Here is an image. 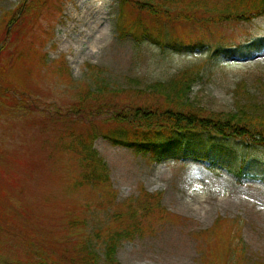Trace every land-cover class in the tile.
Returning <instances> with one entry per match:
<instances>
[{
	"label": "rangeland",
	"instance_id": "obj_1",
	"mask_svg": "<svg viewBox=\"0 0 264 264\" xmlns=\"http://www.w3.org/2000/svg\"><path fill=\"white\" fill-rule=\"evenodd\" d=\"M23 1L0 0V21L8 11L18 13ZM215 1L216 8L212 4L207 7L206 16L234 14L230 0H209ZM192 7L188 9L194 10ZM226 8L229 11H223ZM33 9L36 18L31 19L26 37L40 52L36 58L41 60L43 74L40 80L30 81V87L36 89L33 99L43 113L66 112L88 93L91 84L104 83L110 89L144 88L200 66L201 78L190 93L192 104L201 105L209 115L241 109L261 118L264 115V52L250 61L242 57L226 60L223 55L214 60L208 47L237 45L255 37L259 28L264 31V17L255 23L224 20L206 27L189 22L170 26L167 41L171 44L201 40L208 45L192 53L139 41L136 34L126 31L135 24L130 16H121L118 23L117 0H49ZM8 28L7 39L16 31L12 25ZM18 32L14 35L19 36ZM41 111L36 114L42 115ZM29 118L23 113L0 116V148L5 156L16 157L11 164L0 165V203L8 211L33 210L46 238H68L73 246L79 235L67 223L78 218L83 222L79 225L81 238L96 252L98 264H108L104 231L111 214L124 210L120 203L138 197L144 188L161 194L163 206L179 219L158 226L151 234L123 239L116 253L120 264H196L202 258V247H206L203 240L211 241L214 235L210 230L207 236L202 234L218 217L243 220L246 262L264 264V182L257 177L239 181L226 169L213 171L209 163L192 158L157 163L100 135L93 148L108 166L110 183L117 193L113 201L97 187H79V156L56 143L54 133L42 131L40 123H28ZM69 125L62 120V127ZM80 127L75 126V131L82 133ZM41 229L36 230V237L42 235ZM21 236L2 232L0 252L25 257L28 252ZM67 248L72 250L75 245Z\"/></svg>",
	"mask_w": 264,
	"mask_h": 264
},
{
	"label": "trees",
	"instance_id": "obj_2",
	"mask_svg": "<svg viewBox=\"0 0 264 264\" xmlns=\"http://www.w3.org/2000/svg\"><path fill=\"white\" fill-rule=\"evenodd\" d=\"M48 1L24 0L18 13L8 11L0 21V116L23 113L30 116L28 123H40L42 131H52L56 143L79 156L81 172L76 182L79 187H97L104 190L109 199H116L117 193L110 183L108 166L93 148L94 139L100 135L114 145L127 147L157 163L192 158L209 163L208 168L213 171L226 169L235 174L239 181L257 177L264 182V115L262 118L254 116L244 109L241 112L209 115L201 105L192 104L189 101L190 93L201 78L200 66L183 70L165 82L155 81L144 88L121 89L113 86L110 89L104 83L91 84L87 86L88 93L83 94L81 100L73 103L66 112L45 110L46 113H43L38 102L33 99L36 89L30 87V81L42 78V69L39 68L41 60L36 58L40 52L26 34L30 30L31 19L36 18L34 5L43 7ZM117 1L118 23L123 15L130 16L135 22L126 31L136 34L139 41L148 40L182 52L194 53L197 49L204 50L208 45L201 40L185 44L174 41L171 44L167 41L170 26L189 22L206 27L224 20L255 23L253 21L264 17V0H224L225 3L229 1L228 4L234 8V14L216 13L212 16H206V9L211 4L216 8V1ZM189 5L194 10L188 9ZM237 9L242 10L236 13ZM223 11L229 10L226 8ZM148 24L153 25L152 28ZM11 25L16 31H12L7 39L5 34ZM258 30L260 32L255 37L237 45L208 46L211 49L209 57L216 60L223 55L226 60L242 57L249 61L256 58L264 52V31L262 28ZM18 31L21 32L19 36L16 35ZM38 111L43 114H36ZM64 119L69 122V128L62 127ZM80 125L82 133L74 128ZM15 159L11 154L5 156L0 148V165ZM139 192L138 197L120 203L126 210L121 208L122 211L111 214L108 228L104 231L108 264H120L116 253L123 239L151 234L158 226L179 219L178 215L163 206L161 194L147 192L144 188ZM40 223L33 210L16 208L8 211L0 203V245L3 244L2 232L22 234L21 240L28 252L22 258L2 251L0 264H98L96 252L89 248L88 241L81 238L79 225L83 222L80 219L75 218L67 223L69 229L79 235L72 250L67 248L74 246H69L71 240L68 238L62 241L46 238ZM242 223L243 220L237 217H218L214 226L202 234L207 236L206 231L209 230L214 233L211 241L203 240L206 247H202V258L196 264H247V244L242 237ZM37 229H41L39 232L42 235L37 234L36 237Z\"/></svg>",
	"mask_w": 264,
	"mask_h": 264
}]
</instances>
